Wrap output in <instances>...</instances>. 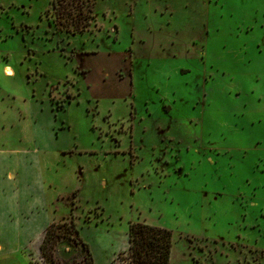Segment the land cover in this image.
<instances>
[{
    "label": "rangeland",
    "instance_id": "374dc122",
    "mask_svg": "<svg viewBox=\"0 0 264 264\" xmlns=\"http://www.w3.org/2000/svg\"><path fill=\"white\" fill-rule=\"evenodd\" d=\"M95 2L68 34L50 0H0V264H51L64 229L126 264L135 222L170 264H264V0Z\"/></svg>",
    "mask_w": 264,
    "mask_h": 264
},
{
    "label": "trees",
    "instance_id": "16d2710c",
    "mask_svg": "<svg viewBox=\"0 0 264 264\" xmlns=\"http://www.w3.org/2000/svg\"><path fill=\"white\" fill-rule=\"evenodd\" d=\"M95 3V0H50L51 10L48 14L54 17L56 28L64 30L68 34H81L88 30L94 20ZM63 232L65 233L58 234L51 241V237L49 239L51 232L47 230L41 246V254L48 257V262L55 264L52 252L56 241L67 238L74 240L77 244L81 242L87 254L83 264H94L89 246L81 241L79 231L75 230L79 239L73 238L70 234L67 235L69 229L66 231L64 229ZM171 253L172 239L169 230L140 222L130 224L126 264H170Z\"/></svg>",
    "mask_w": 264,
    "mask_h": 264
},
{
    "label": "crops",
    "instance_id": "0c3cea01",
    "mask_svg": "<svg viewBox=\"0 0 264 264\" xmlns=\"http://www.w3.org/2000/svg\"><path fill=\"white\" fill-rule=\"evenodd\" d=\"M4 70H5V74H7V75H14V70L12 69V67L8 66V64L6 63V61H5ZM9 72H10V73H9ZM4 91H5V92H4ZM2 96H3V97H2ZM6 97H8V98H14L15 96H14V94H12V93H10V92H8V91H6V90H2V89L0 88V105L4 103V99H5ZM6 110H7V109H6L5 107L0 108V111H2V113H4V114H6ZM35 126H36V125H35ZM38 132H40V129H39L38 127H36V128H35L36 139H38V137L40 136V134H38ZM36 146H37V148H40V144H39V143H36V144H35V148H36ZM37 148H36V149H37ZM40 150H41V149H40ZM13 152H14V151H13ZM34 153L37 154V152H36L35 149L32 151V153L29 152V151H25L24 155L34 154ZM14 154H15V157L17 158V154H16V152H14ZM66 246H69V247H67L68 249H67V251H66V250H65V251H66V252L70 251L69 248H71V246H70L68 243H65V244L60 245V248H61L62 250H64V248H65ZM122 249H123V248H122ZM113 255H114V253H113Z\"/></svg>",
    "mask_w": 264,
    "mask_h": 264
}]
</instances>
